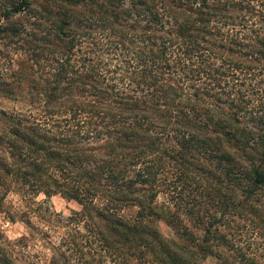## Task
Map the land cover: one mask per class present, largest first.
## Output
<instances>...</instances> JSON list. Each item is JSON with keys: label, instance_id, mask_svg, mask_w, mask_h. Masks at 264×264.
I'll return each instance as SVG.
<instances>
[{"label": "trees", "instance_id": "trees-1", "mask_svg": "<svg viewBox=\"0 0 264 264\" xmlns=\"http://www.w3.org/2000/svg\"><path fill=\"white\" fill-rule=\"evenodd\" d=\"M0 40L25 55L0 94L44 118L0 109V212L15 187L59 194L117 264L222 258L227 215L264 192V0H0Z\"/></svg>", "mask_w": 264, "mask_h": 264}, {"label": "rangeland", "instance_id": "rangeland-1", "mask_svg": "<svg viewBox=\"0 0 264 264\" xmlns=\"http://www.w3.org/2000/svg\"><path fill=\"white\" fill-rule=\"evenodd\" d=\"M245 23L244 26L231 25V31L238 30L241 34L252 35L251 27H261L256 17L247 15ZM18 44L21 43L5 47L4 41L0 40V52L7 51L0 63L5 78L9 77L7 72L16 66L17 61L25 56ZM104 57L115 62L113 53H104ZM251 81L247 79V82ZM0 109L31 114L40 121L44 119L41 105L31 104L26 98L10 99L0 94ZM258 197L260 200L247 204L245 210L227 215L228 222L221 230L226 234L229 244L215 249L221 251L222 258L216 254L204 257L190 246L192 250L183 252L190 264H264V192L258 194ZM157 202L167 203L166 194L160 193ZM79 209L80 205L75 200L65 199L59 194L40 192L33 195L18 187L11 189L3 199V211L0 212V249L9 256L12 264H117L97 242H86L83 222L76 223V220L68 219L73 211ZM121 214L131 217L134 209H124ZM185 223L191 228L187 219ZM158 228L167 239H178L173 227L165 220L158 221ZM191 229L201 237V230ZM77 230L79 233L76 235L83 248L82 255L70 249V243H62L68 234L74 235ZM88 237L91 239L90 234ZM182 241L187 243L184 239Z\"/></svg>", "mask_w": 264, "mask_h": 264}]
</instances>
